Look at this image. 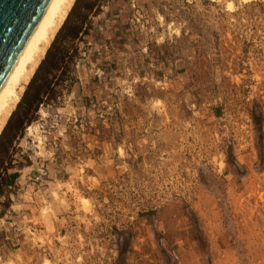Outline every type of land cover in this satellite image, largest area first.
Returning <instances> with one entry per match:
<instances>
[{
    "label": "rangeland",
    "instance_id": "1",
    "mask_svg": "<svg viewBox=\"0 0 264 264\" xmlns=\"http://www.w3.org/2000/svg\"><path fill=\"white\" fill-rule=\"evenodd\" d=\"M76 2L50 177L17 138L0 264H264V0Z\"/></svg>",
    "mask_w": 264,
    "mask_h": 264
},
{
    "label": "bare ground",
    "instance_id": "2",
    "mask_svg": "<svg viewBox=\"0 0 264 264\" xmlns=\"http://www.w3.org/2000/svg\"><path fill=\"white\" fill-rule=\"evenodd\" d=\"M75 2L76 0H51L2 85L0 135Z\"/></svg>",
    "mask_w": 264,
    "mask_h": 264
},
{
    "label": "trees",
    "instance_id": "3",
    "mask_svg": "<svg viewBox=\"0 0 264 264\" xmlns=\"http://www.w3.org/2000/svg\"><path fill=\"white\" fill-rule=\"evenodd\" d=\"M77 2H78V0H77ZM86 8L88 10H90L91 5L88 4L86 6ZM64 25H63V27H64ZM79 32H80L79 28H74L69 33L68 37L74 39L78 36ZM59 33H58V35H59ZM55 40H54V42H55ZM54 42H53V44H54ZM51 48H52V46H51ZM51 48L49 49L46 58L40 64V67L38 68L35 76L33 77L28 89L26 90V92L23 96L22 101L24 99L27 100L26 101L27 107L24 111V114L18 119V121L16 122V124L14 125V127L11 130L10 136L7 138L6 142L4 144H2V147L0 148V197L3 195V192L5 190H7L8 184L11 181L10 175L7 174V172L12 167L11 165H9V162L13 161L12 159H10L11 158L10 154H11L15 140L23 134V129H24L25 123L28 121H31L33 119L32 113L38 112L40 104L47 101V100H49V101L56 100V98L59 96L57 91L54 90V88L52 86L53 82L58 83V84H62L68 80V75L70 73V64L73 61L75 55L69 54V50H67L66 47L62 46L58 49V51L55 53V55L52 57V59L49 60V54H50ZM46 63L48 64V68L46 69L45 74L40 79V83L37 85L36 89L32 92V94H30L28 96V94H29L28 90H29L30 86L32 85V82L35 80L38 73L40 72V70L42 69V67ZM13 115H12V117H13ZM12 117L10 118L8 124L6 125V127L2 133V135L0 137V141H1L2 137L4 136L7 128L10 125Z\"/></svg>",
    "mask_w": 264,
    "mask_h": 264
},
{
    "label": "water",
    "instance_id": "4",
    "mask_svg": "<svg viewBox=\"0 0 264 264\" xmlns=\"http://www.w3.org/2000/svg\"><path fill=\"white\" fill-rule=\"evenodd\" d=\"M51 0H0V89Z\"/></svg>",
    "mask_w": 264,
    "mask_h": 264
},
{
    "label": "built area",
    "instance_id": "5",
    "mask_svg": "<svg viewBox=\"0 0 264 264\" xmlns=\"http://www.w3.org/2000/svg\"><path fill=\"white\" fill-rule=\"evenodd\" d=\"M103 71L98 72L101 77ZM39 116L26 124L23 134L18 137L16 145L21 148V152L35 162L36 170L32 174L36 182L43 183L50 177V170L46 164V153L50 151L53 144H57L58 134L61 131L62 115L60 110L44 106V102L39 106Z\"/></svg>",
    "mask_w": 264,
    "mask_h": 264
}]
</instances>
